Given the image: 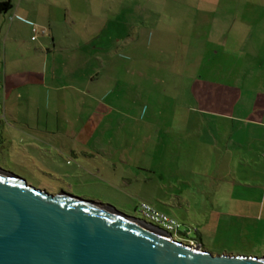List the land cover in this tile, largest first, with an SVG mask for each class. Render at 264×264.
<instances>
[{
    "label": "crops",
    "instance_id": "1",
    "mask_svg": "<svg viewBox=\"0 0 264 264\" xmlns=\"http://www.w3.org/2000/svg\"><path fill=\"white\" fill-rule=\"evenodd\" d=\"M0 1H10L12 4L9 10L0 11L1 148L8 150L14 144L29 146L28 141L34 138L32 135H35V140L41 138L53 143H57L56 137L61 133L71 135L72 140H75V135H82L83 141L92 140L97 137L96 134L104 131L101 126L93 125L88 120L94 117L92 101L112 110L122 108L120 106L125 99L129 102L128 107H134L126 110L129 118H134L136 114L134 120L137 124L143 116L142 122L146 120L149 123L146 104L143 101L142 107L136 109L140 93L138 89L130 87L138 80L123 78L124 71L132 76H139L141 71L148 73L150 63L145 66L133 60L125 68L121 63L124 46H129L130 54H140L138 39L145 35L140 29H133L134 32L126 35L124 33L123 10L134 5V0H127V4L125 0ZM250 20L246 17L231 20L222 50L223 53L225 51L224 56L228 57L227 64L232 68L235 56H243L240 69L246 70V78L249 79H235L229 83L213 78H196L191 84L192 94L203 109L202 114L209 113L213 117L222 116L230 120H227V124L212 121L206 128L204 122L198 121L201 125L195 142L197 151L192 159L204 169V174L194 180L195 187L191 194L207 199V203L211 201L212 207L215 203L223 205L225 211L239 205L249 208L252 203L261 212L264 210V174L256 175L260 184H249L251 176L237 178L231 173H220L221 167L235 166L237 160L240 163L264 160V29L257 30L259 22L254 24ZM30 22L35 23L38 29L34 40ZM154 30L160 31L156 32L159 36L165 32L163 29ZM257 37L262 39L257 49L250 47V40ZM144 48L151 49L148 45ZM211 53L219 55L220 49ZM253 56L258 60L256 69H260L259 74L251 72L255 67L252 64L256 62ZM216 64L211 67L213 71L221 69L220 63ZM147 83L150 84L149 81ZM136 86L138 88L139 85ZM241 98L244 110L238 115L236 108ZM160 114L164 121L154 125L152 133L163 129L164 133L172 135L178 116L170 112ZM186 115H183L184 121ZM110 126H106L108 131ZM130 126H123L122 134H141L139 125L137 128L135 124ZM110 140L113 141V138H107L104 143L97 142L94 146L89 142L80 143L79 146L69 143L68 149L75 157L79 153L85 156L100 155V152L106 151V143ZM147 140L153 141L152 136ZM140 151L144 159L141 165L155 164L149 162L154 151L150 153L145 146ZM85 164L89 165L87 162ZM126 173L116 170L112 178L131 182L133 174ZM180 199L178 203L182 205L183 196ZM221 199L226 200L220 203ZM196 226L201 239L204 232L200 224L196 223ZM186 227L190 228V224Z\"/></svg>",
    "mask_w": 264,
    "mask_h": 264
},
{
    "label": "rangeland",
    "instance_id": "2",
    "mask_svg": "<svg viewBox=\"0 0 264 264\" xmlns=\"http://www.w3.org/2000/svg\"><path fill=\"white\" fill-rule=\"evenodd\" d=\"M134 1V5L123 10L124 33L126 35L134 32L133 29H140L145 35L138 39L141 44L140 54H130L129 46H124L121 63L124 68L133 60H138L145 66L150 63L148 73L141 71L139 76H132L124 71L123 78L138 80L130 87L138 89L140 93L136 109L143 101L146 104L145 112L147 118L150 117L149 123L146 120L142 122L144 116L140 117L139 124L134 120L136 114L134 118H129L126 110L130 111L129 108L133 105L128 107L129 102L125 99L121 106L113 103L122 108L112 110L101 106L102 103L92 101L95 107L94 117L88 120L104 129L103 133L96 134L101 140L93 137L92 140L83 141L82 135H75V140H72L71 135L61 133L56 137L57 143H53L41 138L39 141L35 140V135H32L34 138L28 141L31 144L29 146L14 144L8 150L0 147V162L56 192L65 191L100 201L141 219L143 217L137 206L141 201H147L180 221L181 229L187 234L174 233L175 238L200 244L213 254L264 256V210L261 212L252 203L249 208L239 205L225 211L223 205L215 203L212 207L211 201L207 203V199L193 197L191 194L195 187L194 180L204 174V169L192 159L195 157L193 153L197 151L195 142L201 125L198 121L204 122L205 128L212 121L224 124H227V120L230 121L227 117L202 114L203 109L192 94L191 84L196 78H213L219 82L230 81L229 83L246 78V70L240 69L243 56L236 55L234 68L230 67L227 64L228 57L224 56L225 51L222 52L223 44L234 17H246L254 24L259 22L257 30L264 29V0ZM154 28L165 32L159 36L157 33L160 31H155ZM261 40L258 37L251 39L250 47L257 49ZM145 45L151 49H143ZM217 49H220V54L213 55L211 52ZM252 58L256 60L252 64L256 71L251 72L259 74L260 69H256L258 60L255 56ZM216 63H220L221 69L213 71L211 67H215ZM136 84L139 85L138 88ZM242 102L241 98L236 108L238 115L244 110ZM160 112H170L172 115L176 113L178 116L172 135L164 133L163 129L152 133L154 125L164 121ZM185 113L186 122L183 116ZM108 124L111 125L109 131L106 128ZM134 124L136 128L138 125L141 127V134H122L123 126L131 128L130 125ZM151 136L153 141L150 142L147 139ZM109 137L113 141L106 143V151L100 152V155L85 156L79 153L75 157L68 149L69 143L79 146L80 143L89 142L94 146L97 142L104 143ZM143 146L150 153L154 151L153 158L149 157V162L155 163L154 165H141L144 162L140 155ZM84 162L91 167L85 166ZM116 170L133 174L132 181L126 183L121 178H112ZM220 173H231L237 178L242 175L251 176L248 177L251 180L248 181L249 184H260L256 175L264 174V160H251V163H240L237 160L235 166L221 167ZM179 196H183L182 205L178 203L181 201ZM224 200L226 199H221L220 203ZM196 223L201 225L204 232L201 239L196 231ZM188 224L190 228L186 227Z\"/></svg>",
    "mask_w": 264,
    "mask_h": 264
},
{
    "label": "water",
    "instance_id": "3",
    "mask_svg": "<svg viewBox=\"0 0 264 264\" xmlns=\"http://www.w3.org/2000/svg\"><path fill=\"white\" fill-rule=\"evenodd\" d=\"M0 264H264V256L213 254L0 162Z\"/></svg>",
    "mask_w": 264,
    "mask_h": 264
},
{
    "label": "built area",
    "instance_id": "4",
    "mask_svg": "<svg viewBox=\"0 0 264 264\" xmlns=\"http://www.w3.org/2000/svg\"><path fill=\"white\" fill-rule=\"evenodd\" d=\"M30 23L33 26L32 27V30H33L32 39L34 40V39H36V33H37L38 29H37L35 23H33V22H30ZM137 210L139 211V213L143 217L142 218L143 220L154 225L156 228H159L165 232L171 233L172 236L174 235V233L185 232L181 229V223L179 220H177L172 215L158 209L157 207H155L154 205H152L151 203H149L147 201H141L137 206ZM192 244H195V243H192Z\"/></svg>",
    "mask_w": 264,
    "mask_h": 264
},
{
    "label": "trees",
    "instance_id": "5",
    "mask_svg": "<svg viewBox=\"0 0 264 264\" xmlns=\"http://www.w3.org/2000/svg\"><path fill=\"white\" fill-rule=\"evenodd\" d=\"M11 6L12 4L10 1H0V11L9 10Z\"/></svg>",
    "mask_w": 264,
    "mask_h": 264
}]
</instances>
